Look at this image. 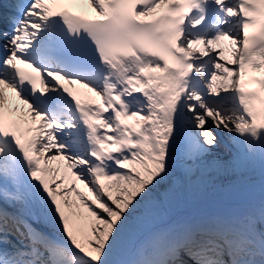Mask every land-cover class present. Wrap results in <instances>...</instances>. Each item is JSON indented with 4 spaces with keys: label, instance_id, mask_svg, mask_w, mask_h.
I'll list each match as a JSON object with an SVG mask.
<instances>
[{
    "label": "snow or ice",
    "instance_id": "1",
    "mask_svg": "<svg viewBox=\"0 0 264 264\" xmlns=\"http://www.w3.org/2000/svg\"><path fill=\"white\" fill-rule=\"evenodd\" d=\"M257 164L264 0H0V264H264V203L177 215Z\"/></svg>",
    "mask_w": 264,
    "mask_h": 264
},
{
    "label": "bare ground",
    "instance_id": "2",
    "mask_svg": "<svg viewBox=\"0 0 264 264\" xmlns=\"http://www.w3.org/2000/svg\"><path fill=\"white\" fill-rule=\"evenodd\" d=\"M221 156H226L224 148L215 149ZM252 191L254 198L244 208L248 210L258 209L264 203V175H262L259 164L253 169L239 174H213L207 178L206 183L200 188L191 189L186 202L192 205L206 199L210 201L213 196H228L237 192L239 198H243L245 191ZM218 213H235L219 208ZM247 211V210H245ZM241 210L239 213H242Z\"/></svg>",
    "mask_w": 264,
    "mask_h": 264
}]
</instances>
